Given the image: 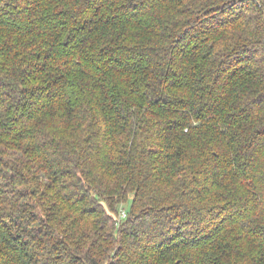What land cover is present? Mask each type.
Here are the masks:
<instances>
[{
    "label": "trees",
    "instance_id": "1",
    "mask_svg": "<svg viewBox=\"0 0 264 264\" xmlns=\"http://www.w3.org/2000/svg\"><path fill=\"white\" fill-rule=\"evenodd\" d=\"M0 264H264V0H0Z\"/></svg>",
    "mask_w": 264,
    "mask_h": 264
},
{
    "label": "built area",
    "instance_id": "2",
    "mask_svg": "<svg viewBox=\"0 0 264 264\" xmlns=\"http://www.w3.org/2000/svg\"><path fill=\"white\" fill-rule=\"evenodd\" d=\"M127 210L125 208H122L121 211H120V220L127 217Z\"/></svg>",
    "mask_w": 264,
    "mask_h": 264
},
{
    "label": "rangeland",
    "instance_id": "3",
    "mask_svg": "<svg viewBox=\"0 0 264 264\" xmlns=\"http://www.w3.org/2000/svg\"><path fill=\"white\" fill-rule=\"evenodd\" d=\"M122 207L125 208L126 210H129L130 205L129 204H123Z\"/></svg>",
    "mask_w": 264,
    "mask_h": 264
}]
</instances>
